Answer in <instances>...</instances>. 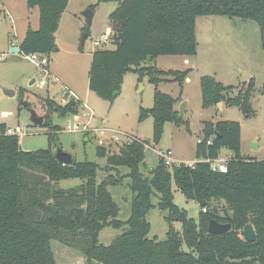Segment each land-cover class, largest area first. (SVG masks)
Instances as JSON below:
<instances>
[{
	"label": "trees",
	"instance_id": "1",
	"mask_svg": "<svg viewBox=\"0 0 264 264\" xmlns=\"http://www.w3.org/2000/svg\"><path fill=\"white\" fill-rule=\"evenodd\" d=\"M67 1L26 0L28 8L37 7L39 25L37 29L27 28L17 42L19 52L49 56L57 52L54 34ZM206 15L256 21L264 51V0H118L108 16L114 47L92 53L89 89L102 99H112L127 72L137 73L139 80L146 76L155 86L171 79L181 86L189 69L164 72L155 65L141 64L160 55L194 56L198 45L196 18ZM254 87V80L234 87L212 75H201L202 106L223 102L251 117L255 113L250 101ZM23 93L18 91L19 96ZM179 99L156 89L152 107L140 108L139 120L153 119L154 145L166 122L186 123L175 109ZM81 103L69 99L63 105L55 104L56 109L49 106L41 125L50 129L45 149L22 150L19 137L0 134V264H57L51 240L77 249L88 264H264V160L241 155L239 122L203 121L202 138L196 145L197 161L192 166L168 168L159 159L146 174L141 168L148 141L136 138L113 153L97 146L96 154L105 158L106 170L128 169L132 198L130 215L122 221L118 219L120 208L108 189L119 185L120 178L107 174L98 180L96 162L73 159L62 164L55 157L54 149L59 145L56 133L63 128L51 122L50 114L56 110L66 118L77 113ZM5 127L0 124L2 132ZM224 147L232 152L227 171H214L205 160L217 158ZM69 178L81 182L69 188L57 185ZM172 182L187 199L199 204L197 220L174 203ZM156 194L155 205L152 197ZM214 200L227 205L222 206L223 214H219L218 206H211ZM154 206L166 212L168 230L163 240L148 237L147 214ZM211 219L230 222L232 227L222 235L210 234L207 226ZM174 222L181 223V231L174 228ZM248 223L256 232L251 242L241 235ZM123 224L127 225L125 231L109 244L99 241L103 227L119 228Z\"/></svg>",
	"mask_w": 264,
	"mask_h": 264
},
{
	"label": "rangeland",
	"instance_id": "2",
	"mask_svg": "<svg viewBox=\"0 0 264 264\" xmlns=\"http://www.w3.org/2000/svg\"><path fill=\"white\" fill-rule=\"evenodd\" d=\"M0 115L3 121L12 127L23 126L28 133L19 137L22 150L33 151L48 147V127L34 125L30 120L29 108L38 115L47 114L49 106L65 104L69 99L80 100L93 111L94 116L88 117L90 132H69L65 130L67 118L54 110L51 122L63 129L56 133L58 146L70 153L75 161H93L98 165V180L107 174L120 178L121 183L109 186L114 200L120 211L118 219L126 221L130 215L132 192L129 189L128 169L119 167L105 169V158L96 154V147H103L107 153L117 152L125 144L121 141L113 144L98 145L95 128H104L106 137L112 134H128L137 139L148 141L146 147L145 165L141 168L144 174L154 168L159 161V154L166 150L172 151L176 163L191 164L197 161L196 145L202 138L203 121L232 120L240 124L242 133V155L264 160V51L260 45V32L256 21H242L225 15L199 16L196 21L197 55L186 63V57L181 55H160L154 60H145L141 65H155L158 69L183 71L189 69L190 81L178 82L162 81L158 86L149 82L144 76L139 80L135 72L124 74L120 91L112 99H102L89 89L88 75L91 66L92 53L97 49H112L114 45L108 43L96 47L93 42L109 28V14L118 5V0H68L55 31L57 52L50 55V62L44 68L37 67L25 58L22 52H10L11 44H16L25 34L27 28H38L37 7L28 8L26 0H0ZM93 11L92 24L88 27L86 17L82 14L90 8ZM88 36L83 45V33ZM212 75L224 85L241 87L254 80L255 87L251 94V104L254 115H245L235 106L219 107L218 104L204 108L201 102L200 76ZM45 76L47 84L38 86L39 79ZM166 79L171 78L165 76ZM35 79L33 84L30 80ZM3 88L15 90V95L4 94ZM159 91L180 98L178 102L186 101L184 120L186 123L175 124L166 122L162 135L156 145L153 138V119L146 117L139 120L140 108H150L153 105L154 92ZM23 90L19 96L18 91ZM67 96L68 98H66ZM28 102L29 107L22 102ZM182 101V102H183ZM177 102V103H178ZM176 103V104H177ZM175 104V106H176ZM175 109L179 112V105ZM84 108L79 106L77 113ZM86 111V110H85ZM45 119V118H44ZM56 149V148H55ZM54 149V150H55ZM220 156L230 158L232 152L222 148ZM37 173V172H35ZM81 180L69 178L60 180L57 185L69 188L80 184ZM174 203L187 210L195 220L199 217L200 207L195 200L187 199L172 182ZM157 194L152 197L153 204H157ZM224 201L214 200L211 203L219 214H223ZM223 207V208H224ZM166 212L157 206L151 208L147 214L150 223L148 237L163 240L166 238L168 224L164 219ZM176 230L181 231V223L174 222ZM127 228L123 224L119 228L103 227L99 232V241L109 244L115 237ZM51 247L57 264H88L86 258L77 249L68 247L57 240H51ZM184 249H187L183 246ZM90 264H94L91 262Z\"/></svg>",
	"mask_w": 264,
	"mask_h": 264
},
{
	"label": "built area",
	"instance_id": "3",
	"mask_svg": "<svg viewBox=\"0 0 264 264\" xmlns=\"http://www.w3.org/2000/svg\"><path fill=\"white\" fill-rule=\"evenodd\" d=\"M111 37H112V31H111V29H107L104 33L101 34V36L99 38L94 40L93 44L96 47L104 46V45L110 43ZM25 58L27 60H29L30 62H32L37 67L43 68V70L45 72V76L48 75V72L44 69V68H46V66L50 62V56L48 54L41 53V52H32V53L25 55ZM0 59H1V56H0ZM45 76H42L39 79V81H38L39 87L46 86L47 81H46ZM65 97L68 98L67 96H65ZM80 106H82L84 108V111L82 110V113H74V114L68 115L66 117L68 120H67V123L65 125V130H67L69 132H82V133L90 132L89 125H88V117L91 118L94 116L93 111L90 110L89 108H87L85 103H83V102L81 103ZM3 118H4V115H0V124H3V123L6 124L3 121ZM94 132L97 133V135H95V136H98V138H97L98 139V145H100V146L106 145L108 143L115 144V143L121 141L122 137H123L124 143H130L134 139H136L134 136H130L128 134H123V136L118 135V134H112L108 137H106V135H103L102 137H100L99 134H103L105 132L104 128H101V129L95 128ZM1 133L6 134V135H11V136H16V137H21L23 135H26L28 133V131L23 126L17 125L16 127H12V126H8L6 124V127L3 130V132L0 129V134ZM199 141H200V139H198V142ZM159 159H161L162 162L168 168H173L174 166L186 164L183 162L176 163L175 158H173V156H172V151L169 149L166 150L165 152H161L159 154ZM205 161L209 162L210 168L212 170L226 172L227 168H228L229 158L228 157H222L219 155L215 159H212V160L206 159ZM193 164H194V162L191 164H188V165L192 166ZM202 211H206V209L203 208Z\"/></svg>",
	"mask_w": 264,
	"mask_h": 264
},
{
	"label": "water",
	"instance_id": "4",
	"mask_svg": "<svg viewBox=\"0 0 264 264\" xmlns=\"http://www.w3.org/2000/svg\"><path fill=\"white\" fill-rule=\"evenodd\" d=\"M82 14L86 17L88 27H90L92 24V19H93V15H94L93 11L90 8H87L86 10H84L82 12ZM87 36H88V33H86V32L83 33V35L81 37V45L84 44ZM9 51L17 53V52H19V47L18 46H11L9 48ZM34 82H35V79L30 80V84H33ZM3 92H4V94L9 95V96H13L16 93L15 90L7 89V88H3ZM117 94H118V92H114L113 96H116ZM22 103L24 106L29 107L28 102L23 101ZM186 105H187L186 101L181 102V104L179 105L178 114H179V117H181V118L184 117ZM218 106H220V103H218ZM29 111H30L31 122L34 125H42V123L44 121V117L42 115H38L37 112L32 108H29ZM55 157L62 164H70L73 160V156L70 153L64 151L59 146L56 147V149H55ZM231 227L232 226H231L230 222H219L215 219H211L208 222L207 231H208V233L213 234V235H222V234L228 232L231 229ZM241 235L247 241H250V242L254 241L256 238V232H255L253 225L251 223L244 225V227L241 230Z\"/></svg>",
	"mask_w": 264,
	"mask_h": 264
},
{
	"label": "crops",
	"instance_id": "5",
	"mask_svg": "<svg viewBox=\"0 0 264 264\" xmlns=\"http://www.w3.org/2000/svg\"><path fill=\"white\" fill-rule=\"evenodd\" d=\"M0 2H1V4H2L3 1H0ZM197 18H198V17H197ZM197 18H196V21H197ZM108 29H110V27H109ZM195 29H196V28H195ZM196 37H197V36H196ZM21 39H22V38H21ZM21 39H20V40H21ZM20 40H19V41H20ZM55 41H56V40H55ZM10 46H17V43H16V44H11ZM197 48H198V47H197ZM195 55H197V51H196V54H195ZM195 55H194V56H195ZM194 56H191V57H186V56H185V57H186V60H185L186 63H190L191 58L194 57ZM190 79H191L190 76H188V77L186 78V81H190ZM182 101H183V99L181 98V101L178 102V103L176 104L175 107H178V104L181 103ZM187 105H188V103H187ZM187 105H186V106H187ZM223 106H224V103H223V102H220V106H219V107H223ZM241 150H242V133H241V149H240V152H241ZM241 155H242V152H241ZM244 156H245V155H244ZM251 157H252V156H251Z\"/></svg>",
	"mask_w": 264,
	"mask_h": 264
}]
</instances>
